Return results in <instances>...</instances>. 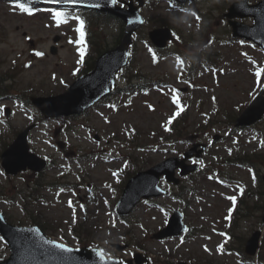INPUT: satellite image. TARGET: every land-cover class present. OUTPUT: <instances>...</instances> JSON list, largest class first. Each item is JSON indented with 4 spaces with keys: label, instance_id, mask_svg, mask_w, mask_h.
Instances as JSON below:
<instances>
[{
    "label": "rangeland",
    "instance_id": "rangeland-1",
    "mask_svg": "<svg viewBox=\"0 0 264 264\" xmlns=\"http://www.w3.org/2000/svg\"><path fill=\"white\" fill-rule=\"evenodd\" d=\"M233 1L236 0H197L178 7L161 0L159 5L144 6L142 13L150 20L141 30L142 39L135 46L130 70L134 73L141 69L144 76L161 78L164 84L158 83L146 95L137 94L125 105L119 94L113 95L111 102H101L82 114L61 120L44 119L29 101L25 104L21 94H58L75 80V73L85 61L97 57L98 53L81 40L85 26L81 28L82 36L76 31L81 27V13L72 12V17L58 21L63 16L55 19L51 13L69 15L68 8L25 3L34 11L31 14L21 11L14 1L0 0V59L4 61L0 71L13 74L17 69L13 77L4 75L9 78L1 84L13 89L11 95L0 98V131L9 130L5 119L17 131L35 124L28 137L30 149L50 161L39 174L26 171L9 176L3 174L0 166V211L5 217L17 225L43 223L49 228L48 235L71 246H78V242L88 244L92 239L109 254L123 259L131 257L141 244L150 258L148 264L158 258L162 264H177L179 260L187 264H264L256 259L243 262L236 248L238 236L247 237L262 227L254 216L261 212L255 211L253 205L262 203L258 191L264 190V118L251 127L235 129L229 124V115L237 116L264 82V54L251 42L232 36L224 13ZM87 17L95 19L94 15ZM240 20L252 24L250 17ZM96 21L92 29L100 36L97 41L102 43L101 50L114 47L121 37V22L103 15ZM161 21L170 23L179 34L169 49L176 47L188 58L153 59L145 40L148 31L161 25ZM56 36L59 40L54 42ZM53 45L56 54L50 51ZM81 51L88 55L77 63ZM36 52L42 55L37 56ZM125 74L126 69L120 74L118 86H125ZM181 87L186 90L181 91ZM115 103L120 107H114ZM6 106L10 109L8 117L4 114ZM185 107L189 108V134L208 144L201 160L203 169L194 174V180L184 179L180 199L142 201L132 216L120 220L112 205L127 179L125 172L148 169L167 157L180 156L179 151L186 148L183 143L169 145L161 138L166 135L163 126ZM215 134L221 138L213 140ZM187 138L189 144L196 140ZM1 144L0 140V151ZM88 153L92 155L85 157ZM244 161L254 165L260 181ZM36 178L53 186L43 190L45 200L27 197L25 187ZM162 185L174 192L178 190ZM230 197H235V201L243 199L231 229L237 237L232 239L224 233L229 230L228 214L236 207ZM173 209L184 213L191 229L189 234L186 238L153 239L152 232L166 224ZM248 212L251 216L242 217ZM73 227L81 231L73 232ZM113 243L127 246L118 250ZM9 253L5 241L0 239V258Z\"/></svg>",
    "mask_w": 264,
    "mask_h": 264
},
{
    "label": "water",
    "instance_id": "water-1",
    "mask_svg": "<svg viewBox=\"0 0 264 264\" xmlns=\"http://www.w3.org/2000/svg\"><path fill=\"white\" fill-rule=\"evenodd\" d=\"M40 1L55 3L54 0ZM177 1L185 2L186 0ZM139 2L142 4V0H139ZM60 3L77 4L82 7L114 13L125 21V33L120 45L102 54L95 62L93 71L75 81L66 93L54 97L32 99L33 103L39 106L46 117L78 113L104 95H107L110 92L111 85L114 84L117 71L128 61V46L132 42L131 34L144 21L135 7L129 5V10H124L112 5L111 0H76L75 3H71L69 0H60ZM229 11L227 16L230 18L237 15L254 16L255 23L253 26L234 21H230V24L233 25L234 35L247 37L264 47V1L249 6H246L245 1H243L233 4ZM149 35L154 44L159 47H162L170 37L167 29L153 30ZM263 92L264 89L237 119L236 123L238 125L249 124L262 116L264 99H260V95ZM27 131L28 129L19 133L13 143L2 154V166L8 173L15 174L26 167L39 171L45 165L43 160L28 152L26 143ZM194 149L193 147L186 152L184 159L190 157ZM199 155L200 151L197 156ZM184 159L169 158L150 170L133 177L127 183L123 197L119 202V212H129L133 205L138 202L140 196L158 195L164 192L158 187L160 176L163 174L169 180L174 179V169L178 166L182 167ZM185 166H183L182 174L187 173L189 169L196 168V165ZM175 181L177 182L178 180L175 179ZM262 219L264 221V216ZM185 230L186 227L182 223V214L175 211L167 227L159 231L157 237L162 238L179 234ZM0 232L7 239L11 250V255L2 264H118L114 260H107L99 255L98 249H89L87 247L73 249L65 245L63 249L56 247L60 243L45 237L37 226L23 228L13 226L7 223L1 214ZM258 238L259 232H255L248 239L246 251L249 254H255L258 248Z\"/></svg>",
    "mask_w": 264,
    "mask_h": 264
},
{
    "label": "snow or ice",
    "instance_id": "snow-or-ice-1",
    "mask_svg": "<svg viewBox=\"0 0 264 264\" xmlns=\"http://www.w3.org/2000/svg\"><path fill=\"white\" fill-rule=\"evenodd\" d=\"M54 2L55 3H60V0H54ZM69 2H71V3H75L76 2V0H69ZM118 3H120V0H111V4L112 5H117ZM120 6H123L122 5V3L120 4ZM19 7H20V10L21 11H24V12H29L30 13V9L29 8H25L23 5H19ZM51 15L53 16V18H55V19H58V18H60V17H62V16H65V13H63V12H61V11H55V12H52L51 13ZM192 15H196L195 13H192ZM74 19H77V20H79V17H74ZM197 19H199V17L197 16ZM80 28H77L76 29V31L77 32H81V28L83 27V21H80ZM83 35V33L81 32V36ZM37 56H40V55H42V53H39V52H36L35 53ZM84 51H81L80 52V57H81V60H78L77 61V63H81L82 62V59H83V57H84ZM182 63V62H181ZM27 66V65H26ZM260 73H257V75H259ZM174 102H175V98H174ZM175 115H179V112H177ZM174 118V117H173ZM169 123H171V119L169 120ZM116 175V173L114 172L113 173V176H115ZM61 191H63V189L61 190ZM230 199L233 201V202H235V197H230ZM69 204H70V206H71V202H69ZM231 211V210H230ZM56 247H59V248H64V245H62V244H57L56 245ZM66 250V249H65ZM99 255H103V253L102 252H100V253H98Z\"/></svg>",
    "mask_w": 264,
    "mask_h": 264
},
{
    "label": "trees",
    "instance_id": "trees-1",
    "mask_svg": "<svg viewBox=\"0 0 264 264\" xmlns=\"http://www.w3.org/2000/svg\"><path fill=\"white\" fill-rule=\"evenodd\" d=\"M0 75H2V72L0 71ZM1 80V79H0ZM2 81V80H1ZM1 81H0V84H1ZM7 91L4 89V94L6 93ZM181 124H183V121H181L179 123V126H181ZM178 126V127H179ZM172 136H174L176 138V140H180L182 138L181 134H180V130H178L177 128L174 129V132L171 134ZM3 145L5 146L6 145V141L4 140V143ZM263 249H264V239H263ZM262 259L264 260V255L262 254Z\"/></svg>",
    "mask_w": 264,
    "mask_h": 264
}]
</instances>
